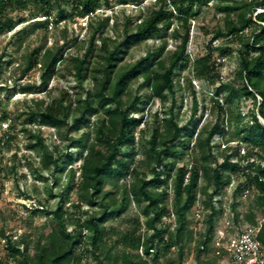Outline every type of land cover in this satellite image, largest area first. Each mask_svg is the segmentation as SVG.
Returning a JSON list of instances; mask_svg holds the SVG:
<instances>
[{
    "label": "trees",
    "instance_id": "16d2710c",
    "mask_svg": "<svg viewBox=\"0 0 264 264\" xmlns=\"http://www.w3.org/2000/svg\"><path fill=\"white\" fill-rule=\"evenodd\" d=\"M111 1L0 0V34L23 21L9 17V11H24L30 5L34 7L29 12L31 19L37 14L44 17L33 20L32 30L46 28L49 22L58 25L85 18L90 31L82 54L70 60L78 92L71 96L62 90L49 101L33 96L22 101L26 116L20 131L26 134V148L41 152V168L49 171L53 180L46 193L55 203L50 209H33L49 217L52 227L48 231L43 227L34 244L25 234L13 239L12 234L2 232L7 255L17 264H83L88 256L96 264H107L110 257L111 264H161L160 257L176 247L177 259L169 258L166 264H181L187 239L193 233L189 212L200 199L208 213L196 252L207 253L203 264H214L216 256L209 255L208 249L215 219L223 213L216 196L233 177H242L229 203L233 219L237 221L242 215L254 223L264 216V0H154L156 7L134 26L128 25L130 18L125 19L119 39L106 34L109 17L97 16ZM137 1L117 0L118 4ZM209 4L221 15L222 23L206 29L210 36L205 51L192 58L188 51L190 24L199 14L198 6ZM248 29L253 31L247 34ZM169 30L174 45L167 49L164 34ZM155 37L159 44L148 47L132 62H123L129 49ZM220 38L223 42L214 45ZM231 41L238 43L237 68L233 79L224 81L219 67L221 59L233 53ZM67 44L62 41L32 48L20 75L38 67L39 83L19 84V92H46L57 66L65 60ZM186 69L191 76L184 80L193 104L187 122L179 124L175 94L181 90L179 75ZM193 78L212 86L210 101L216 111L214 122L199 128ZM242 97L253 103L247 125H242L244 115L236 109ZM149 99L169 102L167 116L157 125L154 114L150 125L140 127ZM1 120H8L3 111ZM41 126L54 128L66 140L64 150L56 145L49 150ZM147 132L144 155L138 160L136 135L143 138ZM228 133L231 135L225 137ZM15 139L16 131L9 126L0 134V146L9 147ZM240 146L246 147L252 162L239 155ZM188 152L193 153L191 164L178 165ZM76 162L79 165L74 168ZM10 171L14 173V165ZM35 172L38 179L48 180ZM76 172L79 176L75 181ZM63 175V189L53 192ZM128 177H132L129 187L122 183ZM71 191L98 210L77 216L81 206L70 199ZM250 191L255 196L253 204L247 212H238L237 198ZM131 201L141 206L143 234L138 233V217L131 219L132 228L120 233L106 225L121 217ZM171 217L175 227L164 220ZM113 235H117L114 240ZM258 239L264 244V222ZM0 264L6 263L0 260Z\"/></svg>",
    "mask_w": 264,
    "mask_h": 264
},
{
    "label": "rangeland",
    "instance_id": "374dc122",
    "mask_svg": "<svg viewBox=\"0 0 264 264\" xmlns=\"http://www.w3.org/2000/svg\"><path fill=\"white\" fill-rule=\"evenodd\" d=\"M154 0H138L135 3L118 4L117 0H112L110 7H102L98 15L99 17L108 16V26L106 28V34L113 38L119 39L122 35V30L126 18H130L129 26L132 27L136 22L145 17L151 9L155 8ZM199 14L191 21L189 31V44L188 51L192 58L203 54L205 51L206 43L209 39V34H206V29L211 30L216 23L221 24V15L217 13L209 5H199ZM34 11L32 5L24 11H9L8 16L15 21L22 19L21 23L15 25L14 29L10 32L0 34V134L4 129L9 126L16 131V139L10 144L9 147L0 146V260L6 264H17L8 255L5 248L2 232L12 234L13 239H18L21 234H25L34 244V241L38 238V233L43 227L46 230H51L52 227L49 224V217L43 214H37L33 212L34 208L50 209L55 203V199L50 198L46 193V186L52 185V175L49 171L43 170L41 164V152L36 149H27V137L26 134L20 131L24 128L22 120L25 118L23 100L25 98H43L45 101H49L50 96L59 95L60 91L65 90L69 95L74 96L78 92V88H75V80L72 76L70 60L73 55L80 56L86 46L89 37V26L85 18H78L75 20L62 21L58 25L47 24V27L37 28L32 30L33 20H41L40 14H37L35 18L31 19L29 12ZM253 29H248L247 34L251 33ZM164 38L167 40V49L172 48L174 41L170 38V30L164 34ZM62 41H68L66 49L64 51V58L58 66L57 73L54 78L51 79L48 90L44 93L26 94L19 92L18 85H24L26 83H39L40 70L35 67L28 72L27 75L21 76L20 70L23 66L24 60L27 54L36 46H50L51 44ZM160 39L158 37L152 38L143 42L131 49L126 54V58L123 62H132L137 57L143 55L148 47L159 44ZM223 38L215 41L214 45L221 44ZM230 46L233 49V53L230 56H224L221 59V65L219 67L220 76L224 81L232 80L237 68V57L235 49L238 47L236 41H231ZM167 54V53H166ZM122 62V63H123ZM188 69L182 71L179 75L181 82V90H179L176 96V110L178 112L179 124H185L190 117L191 107L193 99L186 82L184 79L190 77ZM192 85L196 91V101L198 109L196 111L195 120L198 121L199 128L202 124H212L216 117V111L212 109V102L210 97L212 95V86L205 83L202 80L192 79ZM136 85V82L134 83ZM49 91V92H48ZM142 91H146L142 90ZM49 93V95H48ZM169 106V102L162 104L158 99H149L144 108V121L140 127H145L151 124L155 117L158 118L157 125L162 124L163 118L167 116L166 110ZM253 108L251 99H244L243 97L238 101L236 109H238L244 115L242 125L249 124V112ZM1 111L5 112L8 116V120H1ZM42 129L45 142L49 146V150H53L56 145L59 149L64 150L66 140L61 139L56 130L52 127H40ZM231 134L228 133L229 137ZM233 135V134H232ZM149 133H145L143 138L136 135L137 148L139 154L138 160L143 158V147L146 144V138ZM235 143V142H234ZM233 143V144H234ZM192 145V143H191ZM245 147V146H244ZM246 148V147H245ZM71 150V149H70ZM13 154L16 157L13 158ZM193 153L188 152L185 158L178 162L180 164H186L189 166L193 160ZM14 165V173H11L10 167ZM79 162H76L73 167L77 168ZM37 170L41 174L47 177V181H42L37 178ZM79 176V172L75 174V181ZM242 177L235 176L231 181V185L224 187L221 194L216 196L219 200V205H225V208H229V203L233 200L234 187L237 182L241 181ZM65 182L64 175L60 181V185L52 188L53 192H57L63 189ZM129 187L132 183V177H128L122 181ZM171 188V186H170ZM236 197V196H235ZM239 197V196H238ZM253 191L247 192L245 195L237 198L236 209L238 212H247L249 206L254 201ZM70 199L74 202H79L81 209L75 212L77 216L81 215V212L88 210L89 212H95L98 210V206H88L77 195L75 191L70 192ZM131 199V198H130ZM170 207V203L168 205ZM230 209V208H229ZM71 210H74L72 208ZM231 212V211H230ZM229 211L225 213L230 215ZM208 213V208L205 207L202 200H198L194 206H192L189 212L190 228L192 230V237L187 239L184 256L181 262H187L190 264H203L205 258L208 257L207 253L201 252L197 254L199 248V240L202 239L199 234H202L203 223L205 215ZM219 214L216 218H221ZM139 218L141 227L138 229V233L143 234L144 217L141 213V206L131 201L128 210L118 219L111 220L106 225H112L116 231L123 232L132 228V218ZM230 218V216H228ZM165 222L172 224L173 217L170 219L164 218ZM70 225L68 226V230ZM117 235H113L112 240ZM32 244V246H33ZM210 255L212 249H208ZM141 253V249L139 250ZM177 248L173 247L163 257H160L159 262L166 264L170 258L172 260L177 259ZM112 257L107 261V264H111ZM83 264H96V262L90 257H84Z\"/></svg>",
    "mask_w": 264,
    "mask_h": 264
},
{
    "label": "built area",
    "instance_id": "2783aa9c",
    "mask_svg": "<svg viewBox=\"0 0 264 264\" xmlns=\"http://www.w3.org/2000/svg\"><path fill=\"white\" fill-rule=\"evenodd\" d=\"M238 150L239 155L245 157V162L253 161L252 157L246 156L247 151L244 146H240ZM222 207L223 213L222 216L220 215L221 218L215 219L210 243L211 254L216 256L214 264H264V244L258 239L264 216L257 218L254 223L244 220L242 215L235 221L230 209L226 210L225 205ZM225 211H229L230 215ZM199 224L201 225L202 222ZM181 264L190 263L181 262Z\"/></svg>",
    "mask_w": 264,
    "mask_h": 264
}]
</instances>
